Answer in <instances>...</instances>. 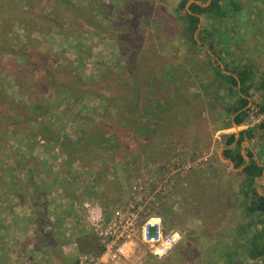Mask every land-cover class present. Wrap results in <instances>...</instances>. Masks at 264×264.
Segmentation results:
<instances>
[{
  "label": "rangeland",
  "instance_id": "rangeland-1",
  "mask_svg": "<svg viewBox=\"0 0 264 264\" xmlns=\"http://www.w3.org/2000/svg\"><path fill=\"white\" fill-rule=\"evenodd\" d=\"M180 1L9 0L0 7V188L9 187L0 194V264L15 256L16 264L64 262L58 244L71 257L79 251L64 235L71 212L56 207L62 198L53 192L109 213L141 172L176 158L193 169L180 173L156 209L180 241L161 261L142 256L140 263L136 251L130 264L252 263L248 249L252 237L264 238V219L247 212L244 175L217 158L227 135L245 131L221 128L231 95L218 73L251 60L255 39L264 44V0H222L224 18L202 16L196 43L176 10ZM26 174L54 202L53 219L23 224L13 237L2 222L18 192L8 185Z\"/></svg>",
  "mask_w": 264,
  "mask_h": 264
},
{
  "label": "built area",
  "instance_id": "built-area-1",
  "mask_svg": "<svg viewBox=\"0 0 264 264\" xmlns=\"http://www.w3.org/2000/svg\"><path fill=\"white\" fill-rule=\"evenodd\" d=\"M264 128V104H250L245 111L241 130ZM193 169L190 162L180 163L174 159L170 164L158 165L150 171L141 172L130 187L127 200L106 213L95 201L72 199L67 203L71 217L65 220L66 242L77 247L76 240L89 233L97 240L101 251L97 254L77 252L72 257L65 244L60 247L64 262L54 264H130L142 256L154 261L166 258L180 241L176 231H166L157 213V202L176 187L180 173ZM78 248V247H77ZM35 264H48L40 259Z\"/></svg>",
  "mask_w": 264,
  "mask_h": 264
},
{
  "label": "crops",
  "instance_id": "crops-1",
  "mask_svg": "<svg viewBox=\"0 0 264 264\" xmlns=\"http://www.w3.org/2000/svg\"><path fill=\"white\" fill-rule=\"evenodd\" d=\"M257 33H259V31ZM262 33L264 32L262 31ZM258 39L260 38L255 39V43L253 44V50L250 56L251 60L242 61V64H240L241 65L240 69L236 70V72L241 71L243 69H248L251 71V80L249 81V83H247V85L250 87V89L248 90V93L250 95V98H249L250 102L248 106L252 104L253 101L251 100V97L253 96H255L257 100H261V98L264 99L263 98L264 97V47H263L264 44L259 41L256 42V40ZM242 52L245 53L244 51ZM244 56H247V54H245ZM224 73H229V72L224 71ZM228 90H229V95H231V100L229 101V105L225 109V113H227L228 116L225 117V119L220 123V125L221 124L223 125L221 126L223 130L224 129L234 130L235 127H238V126L240 127V124L244 121V119L241 121L239 125H236L234 123V115L232 114V109H230L233 106L235 99L239 95V87L237 88L228 87ZM240 134L244 137L243 141L240 144L236 145L234 143L231 146L226 145V140L228 136L234 135L235 139H238ZM248 134L251 135L250 139L246 138ZM230 135H227L224 141V144L219 149H217L218 160L221 163H228L230 168L234 167L233 163H231L229 160L223 157V153L227 149H231V150H234V152L237 151L241 155H243V158L245 159L247 164L249 163V157H250V161L255 162L259 167L263 168V171H264V129L262 128L261 130H255V131L250 130V131L233 132ZM237 169L240 170L241 172V168H237ZM41 174L44 175V173H41ZM22 176L23 175H21V177ZM24 176H25V179H22L23 177L19 179L20 184L16 182H12L11 184L8 185L12 189H16L18 192L13 193L12 201H14V203H10V206L7 207L8 210H7L6 217L4 218L2 217V222L6 223L7 226H10V230H7L8 232L7 235L13 236V237H15L16 234L24 231L23 226L25 224L29 228L33 227L32 225L34 224L36 225L41 224L44 226V224H42V222H40L38 218H44V219L47 218L50 220V219H53V214H54V211H52L54 208V202L52 203V205L47 203V200L45 199L46 196H44V193H42L44 192V190L41 192L39 191V193L36 192L37 191L36 189H38V187L37 186H36L37 188L33 187L34 180L32 179V176L30 174H26ZM11 179H13V177ZM8 188L9 187H7V185H3V186L1 185L0 194L2 195L4 191H6ZM250 188H251L249 191L250 193L256 192L259 195L264 193V177L256 179ZM60 192H63L64 195H62V193ZM53 194H57L61 196L63 200V201L61 200L59 204H58V201L56 200L57 201V203H55L56 207H59V205L62 204V207L67 210L68 201H66L67 199L66 192L62 191L61 189H58L57 191L53 192L51 195ZM74 199H80V198H74ZM84 200H88V199H84ZM63 225H64V222H63ZM29 231L30 229L28 230V232ZM79 233L85 234L84 231H81ZM28 236L29 234L27 235V239H25L26 241H30L29 240L30 238H28ZM32 239H34V236L31 237V240ZM15 241H17L16 238H15ZM43 255H41L40 258L44 257ZM11 258L13 261V257ZM17 259L18 258L15 256L13 264H16L15 262H17Z\"/></svg>",
  "mask_w": 264,
  "mask_h": 264
},
{
  "label": "trees",
  "instance_id": "trees-1",
  "mask_svg": "<svg viewBox=\"0 0 264 264\" xmlns=\"http://www.w3.org/2000/svg\"><path fill=\"white\" fill-rule=\"evenodd\" d=\"M188 2L189 0H181L177 5L176 10L177 12H180V11L183 12V16L185 19V30L188 33L191 39V42L196 43L195 39L192 38V36L200 29L201 17L202 16L210 17L213 20L220 19V18L223 19L225 16V12L223 10L224 7L222 5L223 4L222 0H193L190 3ZM10 5H11V2H9V0L0 1V7L8 8L10 7ZM235 8H237V6H235ZM0 12H1V8H0ZM5 22L6 21H4V23ZM224 71L223 73L221 71L220 72L221 74L218 73V75H220L224 79V81L230 86V88L239 87V95L235 99L233 106L230 108L232 109V114L234 115V123L236 125H239L245 117V110L250 102V99H249L250 95L248 93V90L250 89V87L247 85V83H249V81L251 80V71L248 69H243L237 72L228 71L229 73H224ZM14 115H15L14 110H11V115H8L7 118L13 121ZM31 122L37 128H39L40 131H37V132H43L44 129H43L41 122H37L36 119ZM93 135L94 136L90 137L89 139L85 138L87 139L85 141H88L86 144L89 145L90 141L92 143L96 139L95 134ZM100 136L102 135H99V137ZM246 138L250 139L251 135L248 134ZM243 139L244 137L241 134L238 139H235L234 135H230L228 136L226 140V145L231 146L234 143L238 145L243 141ZM101 141H104V139L100 140L99 142ZM77 144L80 145L81 143L78 142ZM223 157H225L227 160L233 163L234 169L241 168V172L244 174V177H245V182H246L245 186L248 189H251L250 187L253 185L256 179L264 177L263 168L259 167L255 162L250 161V157H249V163L247 164L245 159L243 158V155H241L237 151L234 152V150H231V149H227L223 153ZM244 196L245 197L251 196V200L247 208V212L251 215L253 214L260 215L264 219V193L259 195L256 192L247 193L246 191L244 192ZM76 243H77V246L80 252L97 254L99 253V251H101V247L98 244L97 240L94 238V236H92L89 233L79 236L76 240ZM56 251L59 257L60 255V245L59 244L56 245ZM247 261L248 262L252 261L251 264L263 263L264 261V238L252 237L251 242H250V248L248 249V256L246 258V262Z\"/></svg>",
  "mask_w": 264,
  "mask_h": 264
}]
</instances>
